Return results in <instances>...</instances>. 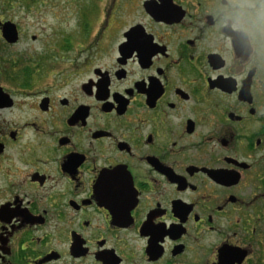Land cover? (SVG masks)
Listing matches in <instances>:
<instances>
[{
  "label": "flooded vegetation",
  "instance_id": "obj_1",
  "mask_svg": "<svg viewBox=\"0 0 264 264\" xmlns=\"http://www.w3.org/2000/svg\"><path fill=\"white\" fill-rule=\"evenodd\" d=\"M78 1L0 15V264H264V0Z\"/></svg>",
  "mask_w": 264,
  "mask_h": 264
},
{
  "label": "rangeland",
  "instance_id": "obj_2",
  "mask_svg": "<svg viewBox=\"0 0 264 264\" xmlns=\"http://www.w3.org/2000/svg\"><path fill=\"white\" fill-rule=\"evenodd\" d=\"M1 1L2 0H0V15L15 19L24 31L27 33H39L42 38L53 36L54 33L56 35H61L60 32L71 30L77 24V22L74 21L73 15L75 7L79 4L78 0H30V3L33 5L43 7L41 11L33 10V13H27V9L18 5V8L12 9L9 15L5 14L7 8ZM37 12H41V18L40 20L34 21L31 15ZM28 19L32 21H27ZM52 33L53 35H51ZM22 47L30 48L32 44L28 41H23V43L18 45L17 50H20Z\"/></svg>",
  "mask_w": 264,
  "mask_h": 264
},
{
  "label": "water",
  "instance_id": "obj_3",
  "mask_svg": "<svg viewBox=\"0 0 264 264\" xmlns=\"http://www.w3.org/2000/svg\"><path fill=\"white\" fill-rule=\"evenodd\" d=\"M145 7H146L147 11L150 12L149 6H148V3L147 2L145 3ZM12 26L14 27V25L11 24V23H5V26H4L3 30H6L8 32H11L12 31Z\"/></svg>",
  "mask_w": 264,
  "mask_h": 264
}]
</instances>
